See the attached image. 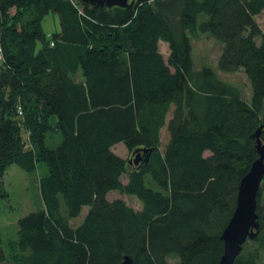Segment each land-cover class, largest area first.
<instances>
[{
	"label": "trees",
	"instance_id": "trees-1",
	"mask_svg": "<svg viewBox=\"0 0 264 264\" xmlns=\"http://www.w3.org/2000/svg\"><path fill=\"white\" fill-rule=\"evenodd\" d=\"M263 11L264 0H134L127 9L0 0V177L13 165L47 169L43 208L18 220L11 263L0 236V264H219L241 179L258 158V130L264 144ZM50 12L61 31L47 39ZM199 34L221 45L218 71H243L248 99L212 68H194ZM51 134L61 138L54 148L45 144ZM117 144L128 159L113 152ZM142 149L152 152L135 165ZM263 191L264 176L258 234L233 264H264ZM111 192L141 209L108 200Z\"/></svg>",
	"mask_w": 264,
	"mask_h": 264
},
{
	"label": "rangeland",
	"instance_id": "rangeland-1",
	"mask_svg": "<svg viewBox=\"0 0 264 264\" xmlns=\"http://www.w3.org/2000/svg\"><path fill=\"white\" fill-rule=\"evenodd\" d=\"M72 1L75 4H78V0ZM256 22L261 32L264 34V11L256 17ZM41 28L47 39L53 34L59 33L61 28L58 15L52 12L47 14L42 20ZM38 48L39 45H37V49ZM192 49L195 69L199 70L203 67L212 68L220 81L237 88L245 99L249 98L250 84L242 70L234 74H224L218 71L217 59L220 55L221 45L216 40L208 35L199 34L192 40ZM159 50L166 59L168 56L167 46L160 43ZM8 117L10 118V115ZM168 117H170V115ZM168 139L169 133L167 127H165L161 130L160 134L161 151L167 144ZM60 142L61 138L58 134H51L47 136L45 140L46 146L51 148L58 146ZM113 152L124 159L129 158V153L122 144H117L113 148ZM46 174L47 169L45 165L43 163H38L37 171L35 173H26L13 165L7 168L3 176L0 177V236L1 247L5 252L7 263L13 262L14 258L19 254L17 249L18 220L30 212H35L43 208L39 192V179ZM123 181L126 182L125 176H123ZM145 185L154 191H157L158 189L149 177H146ZM107 199H121L129 207L135 210L141 209L140 202L132 196L121 195L118 192H111L107 195ZM60 203V212L61 215L64 216V205L62 204V201ZM262 203H264V191L262 194ZM87 211V208H83L81 214L77 218L70 220V224L72 226H78L83 221ZM168 261L169 264H175L173 258Z\"/></svg>",
	"mask_w": 264,
	"mask_h": 264
},
{
	"label": "water",
	"instance_id": "water-1",
	"mask_svg": "<svg viewBox=\"0 0 264 264\" xmlns=\"http://www.w3.org/2000/svg\"><path fill=\"white\" fill-rule=\"evenodd\" d=\"M81 2L88 7H105L107 9L113 7L127 9L134 4V0H81ZM259 134L260 130L254 135L257 140L258 158L241 179L236 208L221 236L224 251L219 264H233L247 239H254L258 234L256 199L264 176V144L262 145L259 141ZM151 152V149L135 150L133 152V155H135L134 164L147 163ZM121 264H132V261L129 257H125Z\"/></svg>",
	"mask_w": 264,
	"mask_h": 264
},
{
	"label": "built area",
	"instance_id": "built-area-1",
	"mask_svg": "<svg viewBox=\"0 0 264 264\" xmlns=\"http://www.w3.org/2000/svg\"><path fill=\"white\" fill-rule=\"evenodd\" d=\"M67 1H70V2L74 3L72 0H67ZM1 58H2V55H1V50H0V59ZM18 113L21 114L20 109H18Z\"/></svg>",
	"mask_w": 264,
	"mask_h": 264
},
{
	"label": "crops",
	"instance_id": "crops-1",
	"mask_svg": "<svg viewBox=\"0 0 264 264\" xmlns=\"http://www.w3.org/2000/svg\"><path fill=\"white\" fill-rule=\"evenodd\" d=\"M52 122H54V119L52 120Z\"/></svg>",
	"mask_w": 264,
	"mask_h": 264
}]
</instances>
